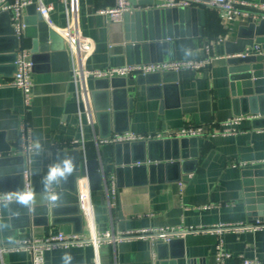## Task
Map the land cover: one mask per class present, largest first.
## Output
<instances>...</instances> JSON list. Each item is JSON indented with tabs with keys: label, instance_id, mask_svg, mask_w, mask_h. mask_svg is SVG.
I'll return each instance as SVG.
<instances>
[{
	"label": "crops",
	"instance_id": "obj_1",
	"mask_svg": "<svg viewBox=\"0 0 264 264\" xmlns=\"http://www.w3.org/2000/svg\"><path fill=\"white\" fill-rule=\"evenodd\" d=\"M243 1L259 3L261 0ZM42 2L53 8L49 15L51 27L64 29L62 0ZM67 4L79 33L91 45V52L83 57V67L101 69L126 65L118 51L125 25L132 28L131 14L148 9V6H133L132 13L120 23H111L97 11L112 6L113 0H67ZM203 9L202 35L175 40L174 50L175 61H183L204 58L208 46L210 63L205 70L180 72L176 82L159 86L149 85L142 78H125L124 94L121 89L106 88L102 84L104 81L80 78L77 87L83 107L80 114L70 70L53 71L43 56H37L31 75L30 102L25 108L21 92L7 85L13 75L9 76L8 64H0V133L13 149L10 153H0V194L20 193L15 189L24 187L25 171H30L29 160L24 163L22 174L16 171L18 163L7 161L27 158L19 149L21 121L28 123L32 130L33 154L40 155L39 188L42 192H45L43 178L49 166L63 160L60 153H67L65 158L75 151L83 156L81 139L85 143V158L97 160L100 171L106 175L101 191H89L91 214L88 218L80 209L79 190L81 223L71 220L69 210L63 208L58 224L33 227L30 222L25 223L19 208L11 212L9 203L0 205V247L11 246L21 239H39L57 233L89 238L104 232L250 223L242 172L264 169V128L255 129L252 122L244 121L236 135H204L197 138L196 158L147 162L146 166L153 165V168L123 174L119 179L114 174V145L98 144L104 137L117 133L165 135L189 125L216 126L235 116L233 100L238 97L232 95L233 80L226 63L229 47L226 44L235 43L242 27L259 20L241 18L225 23L217 10ZM22 14L24 29L18 38L19 47L30 51L33 27L28 23L39 14L35 5L23 9ZM9 21L10 17L0 15L1 55H7L14 45ZM256 46L263 48L261 44ZM245 53L260 54L247 48ZM257 102L252 107L258 111L264 109V101ZM244 108L250 109V106L246 104ZM37 142L40 148H36ZM150 156L163 158V151L153 150ZM30 183L32 189L31 172ZM57 189L58 185L53 186L48 194ZM74 229L79 233L73 232ZM172 240L178 243L170 247L168 242L152 243L142 239L103 244L98 249L92 245L58 249L44 254V264H96L97 260L99 264H151L152 259L154 264H217L220 243L224 253L229 255L223 264H243L244 260L264 264V230L190 234ZM158 242L165 247L158 248ZM65 257L70 259L65 260ZM0 264H31V259L24 252H9L0 256Z\"/></svg>",
	"mask_w": 264,
	"mask_h": 264
},
{
	"label": "water",
	"instance_id": "obj_2",
	"mask_svg": "<svg viewBox=\"0 0 264 264\" xmlns=\"http://www.w3.org/2000/svg\"><path fill=\"white\" fill-rule=\"evenodd\" d=\"M261 0L260 2H263ZM132 6H150V0L131 1ZM6 15L8 13H0ZM130 15V14H129ZM128 16V14L124 15ZM132 28L125 25L122 40L119 43L118 51L125 58L126 65H140L160 62L175 61L174 41L185 37H198L202 35V28L205 26V10L203 8H173L136 10L131 14ZM10 22V21H9ZM27 24V23H26ZM29 25L33 27L31 36V61L33 69L37 56H43L47 60L51 70L68 71L71 67L70 57L65 48L63 38L57 31L48 26L36 14L35 19L29 20ZM13 35L11 50L7 55H1L0 64H8L9 76L15 72L16 51L19 49V40L10 27ZM261 44L264 50V20L258 23H250L247 27L239 30L235 43L228 42L226 63L229 66V73L233 80L231 84L232 95L238 97L233 100L235 116L259 115L260 119L252 121L255 129L264 128V109H254L253 104L257 101H264V54H248L247 49H252L255 45ZM237 55V57H236ZM234 56V57H233ZM137 78L146 79L149 85L159 86L160 84L174 83L177 81V73L150 74ZM108 88L121 89L124 94L126 88L125 78H111L100 80ZM240 81V83H239ZM240 88V91H239ZM236 91L234 92V90ZM250 109L245 110V105ZM78 110L83 111L82 104H78ZM110 137L108 135L105 138ZM163 151V158L160 156L154 159L150 156L153 150ZM13 149L5 142L4 134L0 133V153H10ZM75 163V170L67 180L58 184V189L54 192L58 199L52 202L47 197L50 194L42 192L39 188L41 179L40 155L31 154L29 157L13 158L7 161L16 162L20 166L16 169L22 174L24 163L29 160L33 199L27 204L23 202H11L10 209L23 215L25 223L30 222L33 227H48L49 224H58L59 216L63 208L70 212V219L82 222L78 205L79 183L85 180L90 192L101 191L103 183H106L105 173L100 171L97 160H88L78 151L68 154ZM81 155V156H80ZM67 153H60L62 159ZM197 157V138L164 139L122 143L114 145V174L119 179L123 174L131 175L135 172H143L147 162L161 161L164 159L173 160L177 158L188 159ZM149 169L153 165H149ZM243 194L247 216L250 223L264 221V169L244 170ZM23 188L15 189V192H22ZM10 192V191H9ZM67 206V207H63ZM66 221V220H65ZM73 232H78L74 229ZM176 240L168 242L170 247ZM158 242V248L165 247Z\"/></svg>",
	"mask_w": 264,
	"mask_h": 264
},
{
	"label": "built area",
	"instance_id": "obj_3",
	"mask_svg": "<svg viewBox=\"0 0 264 264\" xmlns=\"http://www.w3.org/2000/svg\"><path fill=\"white\" fill-rule=\"evenodd\" d=\"M114 4L110 7L99 9L97 13L108 17L111 23H120L126 14L133 11L131 1L141 0H113ZM151 5L148 8L154 9H173V8H213L220 14L223 22H233L244 18L250 21L264 20V1L259 3H249L243 0H150ZM64 5V15L66 26L62 30L55 29L65 42L66 51L71 61V76L76 88V103L81 104L80 96L77 90L79 79L92 78L95 80L119 78H134L150 74L180 73V72H199L205 70L210 63L209 47H205V57L200 59H189L183 61L160 62L140 65H122L112 66L101 69H86L83 67V57L91 52V45L87 38L79 33L75 20L70 15L67 0H62ZM30 5H35L38 14L42 20L51 27L49 15L53 10L51 5L43 4L42 0H0V13H8L11 26L17 38H20L24 29L22 22V11ZM135 11V10H134ZM252 50L264 54V50L254 46ZM15 72L11 80L7 83L19 90L22 94L23 104L28 108L32 90L31 75L33 73V62L28 49H19L16 51ZM80 114V111H79ZM80 116V115H79ZM261 116L243 115L234 116L214 125L187 126L171 133L138 135L130 132L117 133L99 141V145H116L122 143H131L139 141H150L160 139H183L200 138L204 135H236L240 132V125L244 121H254ZM19 149L29 157L33 154L32 130L28 123L21 121L19 128ZM83 156L85 153V143L81 139L79 142ZM85 157V156H84ZM29 163V162H28ZM83 182V183H82ZM79 183V203L80 209L86 218L91 214L90 192L85 180ZM81 187V189H80ZM31 193L30 171H25L24 187L20 193L0 194V205L17 201L22 196ZM264 223L255 221L246 224H228L217 225L210 228H159L142 229L137 231L111 233L104 232L91 236L89 238L78 235H65L62 233L50 234L43 238L21 239L15 244L6 247H0V256L9 252H24L30 256L31 264H44V254L49 251L66 249L70 247H84L92 245L98 249L103 244H116L122 241L149 239L152 243L157 241L169 242L172 239H181L190 234H220L225 231L233 232H255L263 231ZM229 255L224 253L221 243L217 246L216 263L223 264ZM96 264H99L98 260ZM151 264H154L152 259ZM243 264H260L257 261L244 260Z\"/></svg>",
	"mask_w": 264,
	"mask_h": 264
},
{
	"label": "clouds",
	"instance_id": "obj_4",
	"mask_svg": "<svg viewBox=\"0 0 264 264\" xmlns=\"http://www.w3.org/2000/svg\"><path fill=\"white\" fill-rule=\"evenodd\" d=\"M36 148H40V144L36 143ZM75 170V163L71 157H67L58 163H54L49 166L47 174L43 178L44 190L48 193L53 186L58 185L61 181L67 180L69 176L73 174ZM52 202L58 199L56 193H52L47 197ZM33 199V193H28L21 197V201L27 204ZM70 259V257H65V260Z\"/></svg>",
	"mask_w": 264,
	"mask_h": 264
}]
</instances>
